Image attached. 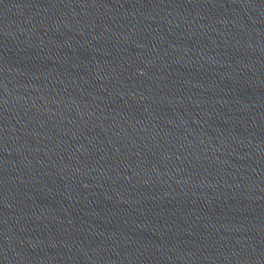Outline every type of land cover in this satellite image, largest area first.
I'll use <instances>...</instances> for the list:
<instances>
[{
    "label": "water",
    "instance_id": "water-1",
    "mask_svg": "<svg viewBox=\"0 0 264 264\" xmlns=\"http://www.w3.org/2000/svg\"><path fill=\"white\" fill-rule=\"evenodd\" d=\"M0 264H264V0H0Z\"/></svg>",
    "mask_w": 264,
    "mask_h": 264
}]
</instances>
